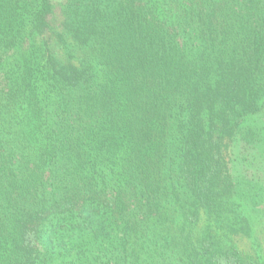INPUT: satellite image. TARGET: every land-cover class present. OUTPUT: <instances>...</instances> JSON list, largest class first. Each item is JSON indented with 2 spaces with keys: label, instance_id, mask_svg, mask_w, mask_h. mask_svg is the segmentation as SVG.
I'll return each instance as SVG.
<instances>
[{
  "label": "trees",
  "instance_id": "obj_1",
  "mask_svg": "<svg viewBox=\"0 0 264 264\" xmlns=\"http://www.w3.org/2000/svg\"><path fill=\"white\" fill-rule=\"evenodd\" d=\"M247 156L264 0H0V264H264Z\"/></svg>",
  "mask_w": 264,
  "mask_h": 264
},
{
  "label": "rangeland",
  "instance_id": "obj_2",
  "mask_svg": "<svg viewBox=\"0 0 264 264\" xmlns=\"http://www.w3.org/2000/svg\"><path fill=\"white\" fill-rule=\"evenodd\" d=\"M251 156H247L246 160L238 158L235 162L234 172L235 174L242 173L252 178L254 182H257L261 191H264V160L260 157H254L251 163L246 162L251 159ZM247 172L252 173L249 175ZM257 208H262V214H258L257 211L250 210L252 215V231L249 236L242 237L238 240L239 245L260 258L264 263V201L260 205H255ZM251 214H249L251 216Z\"/></svg>",
  "mask_w": 264,
  "mask_h": 264
}]
</instances>
